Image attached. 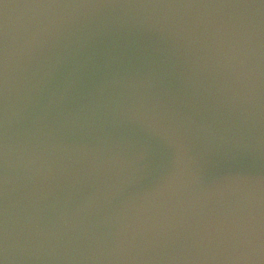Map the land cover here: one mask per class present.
I'll return each instance as SVG.
<instances>
[{
	"label": "water",
	"instance_id": "obj_1",
	"mask_svg": "<svg viewBox=\"0 0 264 264\" xmlns=\"http://www.w3.org/2000/svg\"><path fill=\"white\" fill-rule=\"evenodd\" d=\"M0 264H264V0H0Z\"/></svg>",
	"mask_w": 264,
	"mask_h": 264
}]
</instances>
